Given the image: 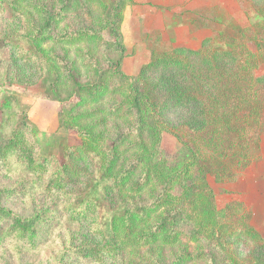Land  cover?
Segmentation results:
<instances>
[{
  "label": "trees",
  "instance_id": "trees-1",
  "mask_svg": "<svg viewBox=\"0 0 264 264\" xmlns=\"http://www.w3.org/2000/svg\"><path fill=\"white\" fill-rule=\"evenodd\" d=\"M131 4L134 0H54L49 4L0 0V10L5 9L9 17L25 15L27 25L24 33L2 37L0 47L11 46L23 57L32 54L42 59L48 65L46 81L53 94L60 99L62 93L72 90L76 99L73 106L62 111L61 125L76 132L81 143L63 147L67 161L49 177L46 189H61L67 177L79 176L82 163L95 157L99 183L77 197L73 207L65 208L72 220L80 218L85 206L94 207L105 189L148 197L144 203L125 204L107 213L98 224L103 228L100 242L85 249L87 257H116L155 246L175 247L186 235L195 243L210 239L218 242L217 229L223 226L219 221L229 213L217 208L207 168L213 169L216 180L219 171V177L235 176V171L253 163L264 134V75L257 74L264 64V0H255L248 26L229 28L223 21L215 27L209 21L214 34L203 41L200 49L157 50L143 66V72L160 67L175 76H190L193 84H198L207 69L218 70L214 75L220 78L226 73L220 70L232 66L235 87L221 94L222 98L212 91L198 93L188 91L189 87H176L177 102L199 104L203 113L212 116H206L200 125L180 129L170 127L162 118L153 93L140 84L141 75L130 76L123 71L127 48L122 24L125 9ZM74 16L89 23L68 21ZM201 17L195 13L193 23ZM251 42L260 45L257 52L249 46ZM14 101V96L0 101V114L6 115ZM23 120L11 131L4 149L0 142V161L7 163L8 155H15L31 172L43 176L54 162V154H31V145L23 141L26 116ZM4 127L2 119L0 130ZM166 132L183 144L186 158L171 160L162 155ZM11 192L0 188V199ZM46 214L44 210L21 216L0 202V222H11L8 235L17 232L32 238L38 221ZM243 216L237 231L230 234L264 247V237ZM186 222L193 225L190 233L182 228ZM190 258L181 254L173 264L186 263ZM227 264L241 263L230 257Z\"/></svg>",
  "mask_w": 264,
  "mask_h": 264
},
{
  "label": "rangeland",
  "instance_id": "rangeland-1",
  "mask_svg": "<svg viewBox=\"0 0 264 264\" xmlns=\"http://www.w3.org/2000/svg\"><path fill=\"white\" fill-rule=\"evenodd\" d=\"M36 1L49 4L54 0ZM254 5L255 0H134V4L126 7L122 24L127 48L123 71L130 76L141 75L142 88L153 93L156 108L170 127L197 126L203 123L206 116L208 119L212 117L203 113L199 104L177 102L176 87H189L188 91L198 93L212 91L222 98L221 94L235 87L233 68L223 67L220 71L226 73L220 78L214 75L218 70H204L198 84H193L190 76H175L160 67H149L143 72V66L151 61L157 50L173 47L200 49L205 38L214 34L213 28L208 27L209 21L215 27L223 21L229 28L248 26L249 13H253ZM195 13L202 17L193 23ZM68 21L89 23L75 16ZM26 29L25 15L9 17L5 9L0 10V39L19 35ZM249 46L257 52L260 45L251 42ZM48 73V65L42 59L32 54L23 57L19 50L11 46L0 47V101L7 96L15 97L6 115L0 114V120L3 119L5 124L0 130L1 149L8 143L13 128L26 116L28 124L23 127L24 145H31L33 156L54 154V162L43 176L31 172L15 155H8L7 163L0 161V188L12 190L11 194L2 196L1 204L21 216H33L44 210L48 213L38 221L37 232L32 234V238L17 232L8 235L11 222H0V264H173L181 254L191 257L183 264H227L230 257L241 264H264L263 246L251 243L236 233L230 234L237 231L240 215H245L244 221L264 237V134L253 163L235 171V176L223 174L219 177L222 173L219 171V180H216L213 169L207 168L206 177L215 192L217 208L226 209L229 213L219 221V225L223 226L217 229L218 242L210 239L195 243L186 235L175 247L155 246L116 257H87L85 249L96 247L100 242L103 228L98 224L107 213L125 204L144 203L148 197L146 194L133 196L128 191L118 193L112 188L105 189L94 207L85 206L80 218L72 220L65 208L73 207L77 197L88 193L99 183L96 178L98 160L95 157L82 163L83 172L79 176L67 177L61 189H46L49 177L67 161L63 147L81 143L76 132L61 125L62 111L76 101L73 91L62 93L59 99L46 81ZM257 74L264 75V64ZM146 115L152 120L149 112ZM162 151V155L171 160L187 156L183 144L168 132L164 133ZM233 208L241 210L234 212ZM182 217L178 218L180 222ZM211 221H214L213 216ZM182 228L185 233L193 231L189 222L183 223Z\"/></svg>",
  "mask_w": 264,
  "mask_h": 264
},
{
  "label": "crops",
  "instance_id": "crops-1",
  "mask_svg": "<svg viewBox=\"0 0 264 264\" xmlns=\"http://www.w3.org/2000/svg\"><path fill=\"white\" fill-rule=\"evenodd\" d=\"M191 7V5H189V8ZM206 39V38H205Z\"/></svg>",
  "mask_w": 264,
  "mask_h": 264
}]
</instances>
